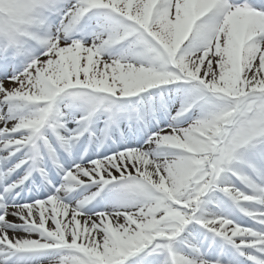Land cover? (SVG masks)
Instances as JSON below:
<instances>
[{
	"label": "snow or ice",
	"instance_id": "snow-or-ice-1",
	"mask_svg": "<svg viewBox=\"0 0 264 264\" xmlns=\"http://www.w3.org/2000/svg\"><path fill=\"white\" fill-rule=\"evenodd\" d=\"M0 264H264V0H0Z\"/></svg>",
	"mask_w": 264,
	"mask_h": 264
}]
</instances>
